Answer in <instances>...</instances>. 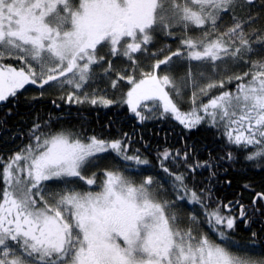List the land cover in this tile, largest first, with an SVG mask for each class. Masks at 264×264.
I'll use <instances>...</instances> for the list:
<instances>
[{
  "label": "snow or ice",
  "instance_id": "1",
  "mask_svg": "<svg viewBox=\"0 0 264 264\" xmlns=\"http://www.w3.org/2000/svg\"><path fill=\"white\" fill-rule=\"evenodd\" d=\"M28 85L203 126L224 147L153 163L127 133L34 121L16 146L0 120L14 146L0 153V264H264L234 235L264 217V191L244 183L247 204L213 191L221 171L264 170V0H0V104Z\"/></svg>",
  "mask_w": 264,
  "mask_h": 264
},
{
  "label": "trees",
  "instance_id": "2",
  "mask_svg": "<svg viewBox=\"0 0 264 264\" xmlns=\"http://www.w3.org/2000/svg\"><path fill=\"white\" fill-rule=\"evenodd\" d=\"M172 46L175 47L176 45L173 44ZM9 62L14 66L19 64L18 61ZM177 71L182 73L183 68L178 67ZM228 87L233 86L229 85ZM123 90L126 91V88ZM40 92L38 87L28 85L19 94L14 104L11 102L0 104V120L6 119L9 130L16 134V146L23 142L22 134L28 130L34 121L50 120L58 127L81 130L88 135L96 134L107 139L119 138L122 134L127 133L132 147L139 148L141 152L148 155L153 163H155L154 157L158 150L168 148L173 151H183L185 145L194 149L198 159L207 158V149L213 150L216 154H222L223 142L212 129L202 126L189 132L183 129L177 121L170 118L149 119L140 123L126 105H113L103 108L88 104H68L59 99L63 92L58 89L48 90L43 97L40 96ZM109 95L118 99L120 93H113L109 90ZM204 99L206 101L207 97ZM52 101H56V104H53ZM57 104L59 107L56 106ZM187 106V104L183 105L185 108ZM9 110H11V115H8ZM145 146H147L146 152ZM13 150V143L5 134L3 138H0V153L7 155ZM204 175L206 176L207 173ZM225 177L231 180L230 186L224 183ZM218 180L219 183L215 185L213 191L221 201L235 198L238 193L242 192V201L246 204L250 203L253 193L242 189L244 183L251 184L256 192L264 191V170L248 167L244 163L229 169L226 173L221 171ZM261 218L263 219L260 220L264 223V217ZM242 228L238 221L234 234L235 238L248 244L249 239L243 233Z\"/></svg>",
  "mask_w": 264,
  "mask_h": 264
},
{
  "label": "flooded vegetation",
  "instance_id": "3",
  "mask_svg": "<svg viewBox=\"0 0 264 264\" xmlns=\"http://www.w3.org/2000/svg\"><path fill=\"white\" fill-rule=\"evenodd\" d=\"M260 219L263 218H259V215L253 217L252 222L247 227H245L243 223L239 222V224L243 227V233L249 239V241H247L249 247L252 250H256V254L264 252V227H262L264 223ZM252 232H255L257 235L255 237H252Z\"/></svg>",
  "mask_w": 264,
  "mask_h": 264
},
{
  "label": "rangeland",
  "instance_id": "4",
  "mask_svg": "<svg viewBox=\"0 0 264 264\" xmlns=\"http://www.w3.org/2000/svg\"><path fill=\"white\" fill-rule=\"evenodd\" d=\"M63 94H65V93H62V95H63ZM250 251H252V252H254V253H257L256 250H252L251 248H250Z\"/></svg>",
  "mask_w": 264,
  "mask_h": 264
}]
</instances>
